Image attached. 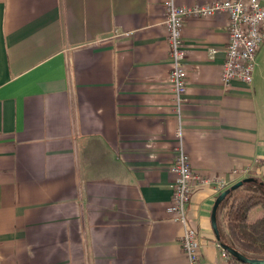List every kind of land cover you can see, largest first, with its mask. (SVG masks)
I'll return each mask as SVG.
<instances>
[{
  "label": "crops",
  "instance_id": "0c3cea01",
  "mask_svg": "<svg viewBox=\"0 0 264 264\" xmlns=\"http://www.w3.org/2000/svg\"><path fill=\"white\" fill-rule=\"evenodd\" d=\"M165 17L164 0H0V264H189L168 212ZM229 37L224 13L184 25L183 142L211 180L187 206L200 264H231L212 226L217 180H264V43L252 84L225 88Z\"/></svg>",
  "mask_w": 264,
  "mask_h": 264
},
{
  "label": "built area",
  "instance_id": "2783aa9c",
  "mask_svg": "<svg viewBox=\"0 0 264 264\" xmlns=\"http://www.w3.org/2000/svg\"><path fill=\"white\" fill-rule=\"evenodd\" d=\"M166 9L165 27L170 47L171 72L168 77L173 106L172 115L176 122V146L174 161L170 170L176 175L174 196L168 212L172 219L183 226L180 238L189 264L201 263V251L196 230L189 224L187 206L191 201L192 189L196 180L200 179L193 169L190 155L185 149L184 113L183 108L188 90L186 72V50L184 47L183 30L185 22L190 18L211 17L224 13L229 17L230 37L225 47V61L222 69V83L225 88L231 87L235 80L248 85L254 80L257 54L264 43V6L260 0H213L206 4L179 5L176 0H164ZM128 35V33H125ZM235 174L247 177L250 168L237 169ZM222 193L228 185L217 180ZM223 256L227 251L218 243Z\"/></svg>",
  "mask_w": 264,
  "mask_h": 264
},
{
  "label": "trees",
  "instance_id": "16d2710c",
  "mask_svg": "<svg viewBox=\"0 0 264 264\" xmlns=\"http://www.w3.org/2000/svg\"><path fill=\"white\" fill-rule=\"evenodd\" d=\"M253 180L231 191L220 204L217 222L220 237L218 243L252 259H264V215L250 222L253 209L264 208V180L250 175ZM231 264H246L232 256Z\"/></svg>",
  "mask_w": 264,
  "mask_h": 264
},
{
  "label": "water",
  "instance_id": "95a60500",
  "mask_svg": "<svg viewBox=\"0 0 264 264\" xmlns=\"http://www.w3.org/2000/svg\"><path fill=\"white\" fill-rule=\"evenodd\" d=\"M251 180H253V178H251V177L244 178L243 180H240V181L236 182L235 184H233L232 186H230L229 188L224 190L217 197V199L215 201V204H214V207H213L212 218H211L212 219V226L214 228V232L216 234L217 239H219V237H220L219 228H218V222H217V211H218V208H219L220 204L225 200V198L227 197V195L231 191L241 187L245 182L251 181ZM224 249L226 251H228L232 256H234L235 258H237L238 260H240L243 263H246V264H264V259L248 258L245 255H243V254H241V253H239V252H237L234 249L229 248V247H224Z\"/></svg>",
  "mask_w": 264,
  "mask_h": 264
},
{
  "label": "rangeland",
  "instance_id": "374dc122",
  "mask_svg": "<svg viewBox=\"0 0 264 264\" xmlns=\"http://www.w3.org/2000/svg\"><path fill=\"white\" fill-rule=\"evenodd\" d=\"M256 64H257V60H256ZM247 177H250V175L247 176ZM247 177H244V178H247ZM244 178H243V179H244ZM243 179H241V180H243ZM257 209L262 210V211L264 212V208H263V207H257V208H255V209H253V210L251 211V213H250V216H249V220H250V222H253V221L256 220L258 217H261V216L264 215V213H263L262 215H259V214L256 215V213H255L256 211H255V210H257Z\"/></svg>",
  "mask_w": 264,
  "mask_h": 264
}]
</instances>
